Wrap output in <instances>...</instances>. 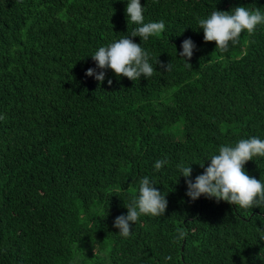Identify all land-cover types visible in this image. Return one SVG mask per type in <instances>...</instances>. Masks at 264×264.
<instances>
[{
    "label": "trees",
    "instance_id": "trees-1",
    "mask_svg": "<svg viewBox=\"0 0 264 264\" xmlns=\"http://www.w3.org/2000/svg\"><path fill=\"white\" fill-rule=\"evenodd\" d=\"M141 4L145 22L166 26L141 42L153 75L109 69L101 83L84 75L88 55L135 27L126 0H0V264H264V206L188 202L175 170L191 161L194 179L205 153L264 133V25L224 53L197 25L215 9L264 12V0ZM188 37L197 47L187 62L175 48ZM245 168L259 175L264 157ZM145 175L166 194L165 213L141 216L123 238L113 218ZM178 229L186 235L174 242Z\"/></svg>",
    "mask_w": 264,
    "mask_h": 264
},
{
    "label": "clouds",
    "instance_id": "clouds-1",
    "mask_svg": "<svg viewBox=\"0 0 264 264\" xmlns=\"http://www.w3.org/2000/svg\"><path fill=\"white\" fill-rule=\"evenodd\" d=\"M144 6L141 0H126L125 14L128 24L135 27L127 35L114 39L95 49L90 55L94 67L84 70L86 77H92L103 83L106 70H111L117 77H127L132 81L151 77L154 73L152 53L141 46L153 35L164 32L163 20L145 22ZM198 28L203 30L205 42L214 41L215 49L219 53L228 51L230 45H235L243 30L253 33L258 25H264V12L259 9H249L238 6L231 10H213L205 17L197 18ZM133 37H139L137 43ZM196 44L188 37L181 41L180 50L175 54L185 61L193 56ZM160 64L164 71H170V63H162L155 58V65ZM108 78L107 83L112 84ZM4 117L0 114V120ZM254 157H264V133L250 134L246 138H239L231 143H223L213 151L207 152L197 162L203 169L202 173L190 178L193 162L185 159L175 164L178 176L184 177L186 185L184 195L188 202H194L201 196L214 199L216 202L226 201L241 209H251L253 205L264 206V171L259 175L249 172L245 164ZM205 161H208L205 166ZM169 164L168 159L162 158L154 161L152 167L160 172ZM177 179V178H176ZM157 183L145 175L138 180L136 194L125 205L127 212L113 218L112 226L118 229L121 237L127 238L131 233L133 224L141 216H163L168 204L166 194L155 187ZM264 207H261V209ZM186 235L183 229H178L173 237L179 242ZM264 239V223L255 225V238ZM171 256L165 255L161 264H168Z\"/></svg>",
    "mask_w": 264,
    "mask_h": 264
}]
</instances>
